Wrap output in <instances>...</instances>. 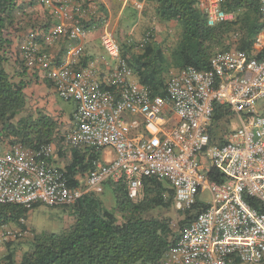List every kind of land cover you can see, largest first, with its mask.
<instances>
[{"label":"built area","instance_id":"1","mask_svg":"<svg viewBox=\"0 0 264 264\" xmlns=\"http://www.w3.org/2000/svg\"><path fill=\"white\" fill-rule=\"evenodd\" d=\"M257 1L261 57L229 51L214 56L208 72L191 67L172 71L164 97L138 83L104 21L98 27L107 73L101 78L77 67L83 55L81 41L89 31L77 21L55 25L47 36V45L61 38L73 45L59 62L42 51L37 35L29 32L19 55L25 67L40 69L57 96L76 105L73 128L64 143L72 149L111 150L114 157L98 162L79 186L69 187L62 171L35 160L21 146H9L0 154V204L65 207L87 193H101L107 181L123 185L127 197L137 203L143 199V179L157 177L173 188L176 211L198 202L206 206L179 233L170 256L177 255L180 264H264V112H256L264 101V0ZM203 2L207 26L232 19L221 9L222 0ZM44 3L52 6L51 0ZM58 9L64 12V7ZM73 12L80 19L85 10L75 5ZM152 37V30L146 31L137 47ZM216 104L226 106L239 126L226 133L218 127L213 140ZM168 105L174 123L165 112ZM228 121L227 116L218 126ZM54 152L49 145L35 156L47 158ZM202 158L220 171L222 182L210 181L201 172ZM205 192L209 201L200 199ZM27 234L1 228L0 245Z\"/></svg>","mask_w":264,"mask_h":264},{"label":"trees","instance_id":"2","mask_svg":"<svg viewBox=\"0 0 264 264\" xmlns=\"http://www.w3.org/2000/svg\"><path fill=\"white\" fill-rule=\"evenodd\" d=\"M47 6L45 0H0V144L18 145L31 153L35 160L52 164L50 157L36 158L42 147L55 144L63 156V143L67 133L44 110H27V93L30 82L27 68L20 55L11 51L14 33L35 31L41 28L31 15L23 13V5L47 8L63 7L56 0ZM81 5L80 0H73ZM152 3L154 18L171 24L176 30V41L167 48L152 37L148 44L133 50L124 44L121 55L131 67L138 83L154 95H165L167 74L186 67L201 72L210 71L211 59L223 52L242 51L248 56L261 57L257 43L261 31V11L257 0H222L221 9L232 19L207 26L203 0H148ZM83 2V1H82ZM84 9L86 3L81 5ZM73 10V7H72ZM84 29L98 27L101 21L86 22L76 15ZM42 29V28H41ZM43 36H41L42 40ZM38 42V38H37ZM39 43V42H38ZM44 51V50H42ZM45 52V51H44ZM60 60H57L59 62ZM14 62L16 69L9 75L7 66ZM78 67V66H77ZM47 87L52 83L44 78ZM264 112V110L262 111ZM229 116L224 105H215V132L218 122ZM17 119V121H16ZM65 131V130H64ZM69 162L59 169L64 173L69 187L79 186L100 160V151L93 148H69ZM210 181L222 182L223 176L216 168L206 172ZM143 199L137 203L127 197L123 185L107 181L99 194L87 193L65 206L70 208L73 224L59 235L41 234L33 238L31 249L25 251L18 262L15 251L8 247L0 264H165L175 248L177 237L206 206L201 202L184 211H177L183 219L174 224L164 212L174 208V190L162 179H143ZM113 197L112 209L104 206L100 196ZM253 208L261 210L256 201L249 200ZM40 204H33L29 209ZM29 209L15 204H0V229L18 226ZM14 241L6 242L12 245Z\"/></svg>","mask_w":264,"mask_h":264},{"label":"crops","instance_id":"3","mask_svg":"<svg viewBox=\"0 0 264 264\" xmlns=\"http://www.w3.org/2000/svg\"><path fill=\"white\" fill-rule=\"evenodd\" d=\"M56 1L63 5L64 12L57 7H41L36 3L32 6L24 4L23 13H25V15H31V13H33L31 17L35 19V22L42 28H36L35 31H33L38 37L40 49L48 53V55L54 58V60H61L65 56L68 49L73 46L72 43H70L66 38H61L56 43L47 45L46 39L53 26L61 23L69 24L68 22L72 23L76 21V15L74 14L72 7L77 4L73 0ZM82 1L86 3V7L84 9L85 13L82 19L86 22H89L90 20H94L95 22L99 20L106 22L119 43L129 44L130 42H139L144 33L148 30L147 28L152 30L154 40L160 43V31H163L164 28H171V24L161 23L154 18V6L148 0H80L79 3L81 5L83 3ZM88 30L89 31L86 37L81 41L83 46V55L78 68H87L94 77L101 78L107 73V68L103 62L105 53L103 52L104 50L100 43V28L97 27ZM29 31L30 30H27L24 33H14L11 45V51L14 52L12 56H15L16 52L20 50V47L22 46ZM41 36H43L42 40ZM26 71L30 82L28 87L35 86V88L39 89L41 92L40 95H46V100L54 106L58 116H61L62 120L63 118L66 119L63 123H66L67 125L66 128H63V130H65L63 132H70L74 124L75 103L61 100L57 96L53 86L47 87L44 83V73L40 69L27 68ZM165 112L171 118V123H174V116H171L169 105L166 106ZM52 146L55 148V152L50 156V161L52 163L50 165L57 169H62L61 161L62 158L65 157V154L67 155L70 153L69 147L63 143L64 147L62 156L61 153H58L56 142L55 144H52ZM113 157L114 154L111 150H106L104 153L100 151L99 162H110ZM198 163H200L201 172L203 174H206L207 170L211 168L205 158L199 159ZM23 225L25 228L24 230H27L28 233L31 232L29 227L26 225L25 220ZM25 245L27 244L24 242H18L13 243L10 246H0V258L7 254L8 247H10L11 250L19 254L18 258L15 259V261L18 262L20 260V256L28 250ZM16 253L15 257L17 256Z\"/></svg>","mask_w":264,"mask_h":264},{"label":"rangeland","instance_id":"4","mask_svg":"<svg viewBox=\"0 0 264 264\" xmlns=\"http://www.w3.org/2000/svg\"><path fill=\"white\" fill-rule=\"evenodd\" d=\"M147 29L149 30L150 28H147ZM160 32L161 33L159 34V37H160L159 44H161L162 47L164 48L165 47L167 48L170 45L172 46L174 42L176 41V36H177L175 28H172V27L164 28L163 31H160ZM119 44L121 48L124 49L125 43H119ZM127 45L133 46L134 48L133 50L135 51L139 49L136 45V42H133L131 44L129 43ZM14 68H16L14 62H12L11 66L10 65L7 66L9 75L13 76L15 74ZM172 71L173 70H170L169 73L167 74V80ZM26 93H27V103H28L27 110L35 109V108L44 110L47 115H50L58 124H61L60 125L61 127L59 130H61V132L64 131L63 128H66L67 124L63 122H65L64 120L66 119L63 118L62 120L61 116H58L57 111H55L54 109V106L51 105L48 100H46V95L45 96L40 95L41 92L39 91V89L35 88V86L28 87L26 89ZM257 110L259 112H262L264 110V101L260 102L256 106V112ZM228 119H229L228 125L226 123V125L224 126L223 125L218 126L220 128H223L222 130L225 133L235 130L239 126L237 120L234 117L229 118L228 116ZM6 148H7V144L5 142L0 144V154L1 152L5 151ZM104 151L106 152V150H103L101 152L104 153ZM68 162H69V154L67 155L65 154V157L62 158V161H61V168L63 169L64 166L68 164ZM103 163H106V162H103ZM100 199L102 200L101 203H103L106 208L112 209L114 205L113 203L114 200L110 194H106V195L103 194L100 196ZM200 199H202L203 201H209L208 193L205 192L201 194ZM164 215L165 217L171 219L174 224L178 223L180 220L183 219V216L178 214V212L174 208H171L168 212L167 211L164 212ZM24 219H25L26 225L29 227L31 232H29L25 237L21 238L20 240H17L14 242L15 243L24 242L25 244H27L25 246H27L26 248H28V250L31 249V246L29 245L31 244L35 236L41 235V234L59 235L63 233L64 231H66L73 224V216L71 214L70 208H66L64 206L52 207V206H44L40 204V205H37L35 208L29 209L27 213L24 215ZM7 228L11 230L20 229L18 226H11ZM5 243L1 244L0 246L5 245ZM16 254H17L16 256V259H17L19 254L18 253ZM164 262L165 264H180L177 255H173V256H170L169 258H166Z\"/></svg>","mask_w":264,"mask_h":264}]
</instances>
